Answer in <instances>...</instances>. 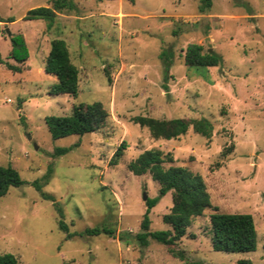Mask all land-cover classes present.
<instances>
[{"label": "rangeland", "instance_id": "obj_1", "mask_svg": "<svg viewBox=\"0 0 264 264\" xmlns=\"http://www.w3.org/2000/svg\"><path fill=\"white\" fill-rule=\"evenodd\" d=\"M51 2L0 0V18H13L0 22L1 58L16 64L8 57L10 34L21 33L28 51L20 72L0 63V165L15 167L23 181L0 196V254L12 253L21 264H264V0H212L204 13L200 0H70L73 7L53 18L23 19L29 9ZM53 38L66 41L78 69L75 96L48 92L56 78L43 68ZM190 42L215 51L222 62L186 66ZM164 50L172 54L167 80ZM93 101L108 111L99 128L51 138L46 116L67 115L73 104ZM134 115L206 117L212 134L189 128L175 139H155L132 121ZM122 141L123 153L110 164ZM149 148L169 151L171 164L199 173L210 197L211 206L171 247L135 238L145 201L158 196L159 186L127 165ZM36 180L59 203L71 237ZM170 206L168 191L149 211L150 230L171 229L162 220ZM213 212L251 214L255 249L213 250ZM94 226L114 235H79Z\"/></svg>", "mask_w": 264, "mask_h": 264}, {"label": "trees", "instance_id": "obj_2", "mask_svg": "<svg viewBox=\"0 0 264 264\" xmlns=\"http://www.w3.org/2000/svg\"><path fill=\"white\" fill-rule=\"evenodd\" d=\"M212 0H200L198 10L204 13L211 7ZM70 0H52L50 6H37L29 9L23 19L53 18L58 12L71 9ZM13 18H0V22L12 21ZM3 30L0 28V34ZM10 50L8 57L16 62L3 61L0 55V63L4 62L6 68L14 72H20L28 58L26 42L21 33L10 34ZM160 56L164 62V80L169 75V65L172 54L170 51H162ZM183 62L188 67L216 66L222 62V57L213 50H205L200 43L190 42L184 49ZM44 71L53 74L56 81L49 86L50 94L66 93L75 96L78 90V69L71 62L66 41L63 38H53L45 57ZM108 117V111L100 101L78 102L73 104L67 115H48L45 123L51 138L65 137L70 134L82 135L93 132L99 128ZM132 121L146 127L151 137L158 139H175L185 134L189 128L196 133L209 138L212 134V123L206 117L199 118H155L147 115H134ZM125 142L122 141L113 152L109 163H117L123 153ZM66 148L56 149V153L65 152ZM174 159L169 151L159 148H149L140 152L130 160L127 167L135 175L150 174L158 183V196L148 198L145 201L146 209L140 222V232L135 234L137 241L144 245L148 238L168 245H175L185 234L186 228L192 218L203 213L206 207H210V197L202 176L193 172L186 166L173 165ZM51 172L48 168L45 174L46 180ZM19 172L11 165H0V196L4 195L10 186H18L22 183ZM33 185L44 198L51 199L59 214V227L66 232V238L72 236L62 219V210L54 196L41 190V183L34 181ZM171 192V206L167 213L162 215V220L169 224V230L152 231L149 228V211L158 201V198L166 192ZM211 231V246L213 250L227 252L252 251L256 247V230L253 217L249 213H224L213 212L209 216ZM105 233L114 235V230L107 227H87L79 232V235H97ZM173 255L181 257V253L170 248ZM0 264H21L15 255L9 252L0 254ZM234 264H252L249 259H238Z\"/></svg>", "mask_w": 264, "mask_h": 264}, {"label": "water", "instance_id": "obj_3", "mask_svg": "<svg viewBox=\"0 0 264 264\" xmlns=\"http://www.w3.org/2000/svg\"><path fill=\"white\" fill-rule=\"evenodd\" d=\"M143 199H146V194L145 193L143 194Z\"/></svg>", "mask_w": 264, "mask_h": 264}, {"label": "crops", "instance_id": "obj_4", "mask_svg": "<svg viewBox=\"0 0 264 264\" xmlns=\"http://www.w3.org/2000/svg\"><path fill=\"white\" fill-rule=\"evenodd\" d=\"M1 25H3V23H1ZM10 50V49H9ZM8 53H9V51H8ZM10 62V61H9ZM10 63H13L12 61L10 62Z\"/></svg>", "mask_w": 264, "mask_h": 264}]
</instances>
